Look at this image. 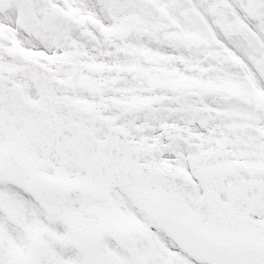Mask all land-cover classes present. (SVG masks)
Masks as SVG:
<instances>
[{
	"label": "snow or ice",
	"instance_id": "1",
	"mask_svg": "<svg viewBox=\"0 0 264 264\" xmlns=\"http://www.w3.org/2000/svg\"><path fill=\"white\" fill-rule=\"evenodd\" d=\"M0 264H264V0H0Z\"/></svg>",
	"mask_w": 264,
	"mask_h": 264
}]
</instances>
